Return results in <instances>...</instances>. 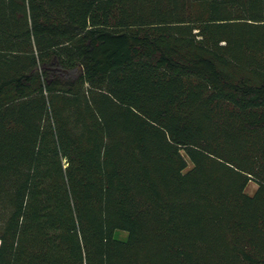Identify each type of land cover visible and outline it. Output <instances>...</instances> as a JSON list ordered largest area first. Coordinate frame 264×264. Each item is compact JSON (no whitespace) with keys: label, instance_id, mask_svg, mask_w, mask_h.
Listing matches in <instances>:
<instances>
[{"label":"trees","instance_id":"trees-1","mask_svg":"<svg viewBox=\"0 0 264 264\" xmlns=\"http://www.w3.org/2000/svg\"><path fill=\"white\" fill-rule=\"evenodd\" d=\"M0 264H264V0H0Z\"/></svg>","mask_w":264,"mask_h":264},{"label":"rangeland","instance_id":"rangeland-1","mask_svg":"<svg viewBox=\"0 0 264 264\" xmlns=\"http://www.w3.org/2000/svg\"><path fill=\"white\" fill-rule=\"evenodd\" d=\"M189 166H190V164L188 163V167ZM256 187H257V184L253 180H251L246 185L245 192L249 195H252L254 193ZM114 235L118 239H125V237H126V233L124 231H120V230H117Z\"/></svg>","mask_w":264,"mask_h":264}]
</instances>
